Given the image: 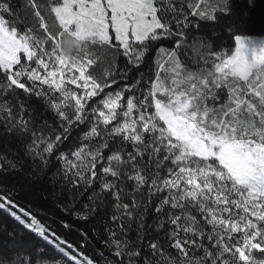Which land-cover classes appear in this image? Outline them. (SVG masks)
<instances>
[{"label":"snow or ice","instance_id":"snow-or-ice-1","mask_svg":"<svg viewBox=\"0 0 264 264\" xmlns=\"http://www.w3.org/2000/svg\"><path fill=\"white\" fill-rule=\"evenodd\" d=\"M23 10L39 35L0 0V139L17 140L14 157L39 172L58 163L61 210L96 218L94 235L120 259L6 192L0 264H264V39L240 34L230 0H25ZM161 40L174 46L156 49L154 78L131 77ZM21 167L0 156V171Z\"/></svg>","mask_w":264,"mask_h":264},{"label":"trees","instance_id":"trees-1","mask_svg":"<svg viewBox=\"0 0 264 264\" xmlns=\"http://www.w3.org/2000/svg\"><path fill=\"white\" fill-rule=\"evenodd\" d=\"M12 5L20 12V20L23 21L18 25V28L23 32L27 27H33L36 29L37 34L39 35L41 30L38 29L37 23L31 18L30 15H27L23 10V5L25 0H11ZM174 3L178 6L179 0H174ZM232 6L233 14L239 18L243 23L244 28L240 34H245L253 38H264V0H230ZM188 11V9H185ZM52 21L49 20L51 25ZM230 47H234V40L229 42L225 41ZM174 44L171 40H161L155 43L152 47L151 52L145 57L144 63L139 66V68H133L131 72V77L139 78L140 73H144L145 78L148 77L154 78L155 75V57L156 49L159 47H173ZM218 46V45H217ZM50 48V45H49ZM122 51V50H121ZM101 59L104 58L103 52L97 53ZM108 60H111V54H108ZM117 64L120 67H123L126 64V57L120 56L117 59ZM131 67V66H130ZM93 71L96 74H100L101 69L95 68ZM3 79V74L0 72V80ZM123 83V82H121ZM115 86V85H114ZM46 87V86H45ZM74 87V86H73ZM147 87V84H146ZM18 93L22 94V90H17ZM226 97V93H222ZM42 110V105H40ZM51 123V119L49 120ZM87 131L84 126H80L75 129L69 139L61 146V151L68 152L72 150L79 138L83 133ZM19 144L15 139H0V156H7L9 159H21L22 167L19 170L10 169L7 171H0V194L6 192H14V198L19 200L23 204H30L32 209L37 213L38 218L42 221L51 224L53 227L60 229L61 221L63 220L66 223L71 225L69 231V239H76L82 232L87 231L89 233V239L92 245V248L95 249L97 254L99 252H104V257L108 259L119 260V257H114L110 252H108L104 245L96 238L93 233V229H100V225L97 222V219L94 218L90 223L76 220L75 218L67 215L60 208V204L63 202L61 197V187L58 181L54 180L53 173L56 171L59 166L58 163L52 165V167L46 172L42 173L33 166V162L28 157H14V153L18 152ZM127 187L126 191H132V184L126 182ZM146 195V192H145ZM64 197H67V192L65 191ZM139 198V194H137ZM86 197H81L85 199ZM130 197H127L125 202H128ZM158 202V201H154ZM166 219V217H161ZM148 224L154 225V216L149 215L147 218ZM202 219V218H200ZM0 223H6L9 227L13 226V221L11 218L7 217L5 213L0 210ZM211 226H208L210 230ZM103 234V233H102ZM134 237V233L132 234ZM2 237V234H0ZM174 251V250H172ZM259 256V253H255ZM101 260L103 264V258L97 257Z\"/></svg>","mask_w":264,"mask_h":264},{"label":"clouds","instance_id":"clouds-1","mask_svg":"<svg viewBox=\"0 0 264 264\" xmlns=\"http://www.w3.org/2000/svg\"><path fill=\"white\" fill-rule=\"evenodd\" d=\"M76 47L77 45L73 40V37L71 35H66L62 40V49H63L62 55L66 58H71ZM202 51L203 49H200L199 45H197V52L194 54H198L199 52Z\"/></svg>","mask_w":264,"mask_h":264},{"label":"rangeland","instance_id":"rangeland-1","mask_svg":"<svg viewBox=\"0 0 264 264\" xmlns=\"http://www.w3.org/2000/svg\"><path fill=\"white\" fill-rule=\"evenodd\" d=\"M256 39H264V38H256ZM114 88L116 87V86H113Z\"/></svg>","mask_w":264,"mask_h":264}]
</instances>
